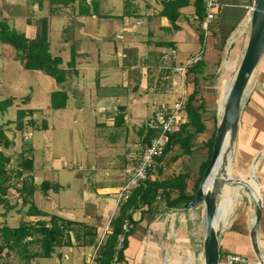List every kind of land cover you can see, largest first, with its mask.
<instances>
[{"label":"rangeland","instance_id":"obj_1","mask_svg":"<svg viewBox=\"0 0 264 264\" xmlns=\"http://www.w3.org/2000/svg\"><path fill=\"white\" fill-rule=\"evenodd\" d=\"M46 1L43 0L42 5L38 6L36 0H0V21H5L10 28L17 32H23L30 38L33 35L32 30L37 34L41 23L40 20L46 17L49 30V52L52 55L64 56L63 58L68 59L71 51H74L73 64L77 67L75 70L76 74H71L74 70H69L67 78L71 79L57 84L54 78L43 70L24 68L15 57V52L11 48L6 50L7 45L0 41V102L10 98H16L18 102V106L14 105L7 108L3 116L5 121H15L18 109H34L41 116L35 120L36 125H39L42 120L47 125V128H41L26 123L21 130H15L13 126L15 123H9L13 127V133H15V149H18L19 153L29 148L28 143L23 140V135L25 133L31 134L29 144L31 142L34 144L31 150L34 156V171L32 170V172H36L50 185L49 189H40L38 193L37 204L40 208L51 214L70 215L73 219L85 222H87V215L89 214V218L92 219L91 222L98 226L101 232L104 224L103 217L107 216L106 218L110 220L114 212L111 210L112 207H107L108 209L105 213L104 205L94 202L91 197L93 184L105 182L115 176L117 178L115 179V186H117L122 179L124 181L120 174L124 172L126 166L123 168L124 155L118 157L123 151L117 149V146L120 145L119 142H123V140L119 136L113 137L115 135L111 133H113L114 129L107 123L106 116L112 113V109H103L100 104L107 102L103 100L107 95L119 94L123 90L121 88L123 82L122 71L127 68V65L132 61V57H134L133 52H131L126 58L124 56L126 53L123 51L133 48L134 45L138 46L140 41L145 39L143 34L146 32V25H140V21H135V18H131L130 22L136 26V32L124 29L113 35L117 31L115 23H118L114 21V18L121 16L124 10V0H101L102 13L108 15L107 17H81L76 14V7L74 10L69 7L66 9L59 8L57 10L58 15H50L49 5ZM144 1L149 2L152 9L159 6V0ZM150 13H152V10H150ZM215 22L216 20L213 23L215 24ZM112 30L113 33L111 34ZM161 33L159 30L153 32L155 40L160 38L168 39L169 36L166 33L163 35ZM97 34H100V36L97 37ZM107 34H111V36L103 39L102 35L105 36ZM4 45H6L5 48ZM226 48L229 47L227 46ZM200 49L201 46L199 44L194 45L192 48L194 54L190 56L199 54L202 58L205 51L200 52ZM244 49H241L236 59L233 56L223 58V62L226 63H223L219 70H217L218 66L210 70L214 76L211 84L202 87L203 93H201L204 94L208 105L207 115L210 116V131L214 123L212 117L216 118L217 125L228 87L236 75ZM167 53H170V49H167ZM190 56L187 57L190 58ZM175 58L176 63H178L180 60L179 56L175 55ZM186 59L180 61V63H184ZM263 63L264 53L252 73L248 85L249 91L251 86L254 87L260 84L259 78ZM135 76L138 77L137 75ZM81 80L86 81L83 83ZM61 92L66 93L67 96L65 106L63 108L52 107V95L55 94L61 99ZM140 96L144 97L141 89L137 90L134 97L129 101L132 104L130 122L135 125L136 130L143 125L147 115V107L149 106L144 101L133 103V100H138ZM23 97H28L29 101L27 103L20 102L19 100ZM179 98L180 96L177 92L157 94L153 103L162 106L167 103L168 106H172ZM182 119L185 120V116ZM136 138L137 134L135 133L133 135L134 144L130 142L129 138L127 143L121 146L127 152L130 147L134 149L137 145ZM112 144L114 146H111ZM234 145L228 170L232 178H240L244 177L243 175L245 174L248 175V170L251 169L256 156L255 158H253L254 156L251 157L247 161V157H243L245 155L244 149ZM6 151L4 150L5 153H7ZM4 152L2 151V153ZM98 152L102 154L101 157L97 156ZM261 152L264 155V148L259 150V154ZM195 153L196 157L194 159H201L202 157L204 160L206 159V150H198ZM12 157L14 158V156ZM241 160L245 161L241 162ZM180 161L190 162L185 157L180 159ZM104 163H106V169L109 171L104 170ZM191 165H195V163L193 164L192 162ZM78 166L83 169L82 176L78 173L80 171ZM91 166L96 168L91 170ZM190 167L189 165L187 168ZM177 168L182 170L185 165L178 164ZM20 177L18 176L17 178L20 179ZM27 177L31 178L28 174H25L22 178ZM52 185H56L57 189L54 190ZM87 188L91 190L88 191ZM226 192L230 196L236 194L231 197L233 198L232 208H241L243 206L242 198L248 196V191L240 187L227 186ZM220 199L221 196L219 197ZM15 203L18 204V202ZM19 206L21 207V204ZM6 207L12 208V205ZM194 214L199 218V226H195L192 230L189 229L188 232L190 234H183V236L190 235L194 244L191 247L194 249L192 264H203V254L201 253L198 240L201 239L203 234L204 207L201 205L196 208ZM108 229L110 230V226ZM105 234L102 235V240H104ZM147 234L153 236L152 233L147 232ZM177 234H180V232L170 227L165 230L163 236H178ZM133 236V232L126 236L127 244L125 250L135 247V239L130 240ZM100 240L101 236H98L97 242L99 243ZM89 249L78 245H74L71 248L61 247L57 248L51 257H36V259L31 261L17 260V255L13 253L12 257L7 260V264H87L85 259L89 254ZM163 252L164 254L166 253L165 250ZM58 254L61 256L60 261L58 260ZM127 255L130 256V260L126 256L122 264H134L131 253Z\"/></svg>","mask_w":264,"mask_h":264},{"label":"crops","instance_id":"obj_2","mask_svg":"<svg viewBox=\"0 0 264 264\" xmlns=\"http://www.w3.org/2000/svg\"><path fill=\"white\" fill-rule=\"evenodd\" d=\"M160 1L161 0H159L158 8L152 9L151 4L149 2H145L144 0H134V2L138 4L137 12L139 11V14L141 15L140 18L129 17V16H123V17L117 16L114 18L115 19L114 21L115 22L117 21L118 23L117 24L115 23L116 25L115 29H117V31H115L113 35L117 34V32H120L121 30L124 29H128L130 32H136L137 31L136 26L133 25L134 23L132 24L130 22L131 18H135V21H140L139 22L140 25L143 24L146 25V32L145 34H143V37L145 39L143 41H140V44L138 46L134 45L133 48H128L126 51L125 50L123 51L126 53L124 54L126 58L128 57L129 53L133 52L134 54L131 63H129V65L126 64L127 68L122 71L123 82L121 84V88H123V90H121L119 94L114 93L107 95L105 98H103V100L104 101L106 100L107 102L100 104V106L103 109L104 108H109L108 110L112 109V113L106 116L107 123L110 124V126L113 127L114 129L113 133L111 134L115 135L113 137L116 136L121 137L124 142L123 143L118 141L120 145L117 146L118 150L123 151L120 155H118V157L124 155L123 168L128 164L132 163V161L136 159V157L139 155V153L145 146V144L141 142V135L139 133L141 126H139V128L136 130L135 125H132L130 122V118L132 115V104H130L129 101L134 97V94L137 92V90L141 89L144 97L140 96L138 100L134 99L133 103L137 101L140 102L144 101L147 104H149V106L147 107V115L149 111L152 109L151 107H153V105H156L153 103V101L155 100L154 99L155 95L175 93V92L180 93V90L178 88H172L169 84H168L169 87H166V89L163 91L155 90L157 80L161 73L160 68L169 67L170 62H173L174 65L176 66L181 64L180 61L188 58L187 56L194 54V51H192L193 46L199 44V46H201L200 51L201 52L205 51V53L202 57V61L204 62V71L202 73L199 82L198 96L202 95L204 97V94H202L203 93L202 87L204 85L206 86L207 84H211V80L214 79V76L212 75L213 72H211L210 70H212L216 66H218L217 70H219L222 64L226 63L223 62V58H229L233 56L234 59H236L239 56L241 49H244L247 42L246 36H248L249 26H250L248 7L249 6L254 7L253 0H220V6L218 9L216 22L215 24L214 23L212 24L211 26L212 28L210 30L212 33L210 36H208V38L205 41H203L200 38L201 30H197L195 28L196 22L194 21L195 19L194 7L192 6L191 3L180 10L181 14L176 21L177 25L179 26V29L173 30L170 29L171 27H169V21L167 20V18L157 16L158 15L157 13L161 8ZM150 10H152V13H150ZM166 28H169L170 30H166ZM156 30L161 31L162 35L166 33L167 36H169L168 39L160 38L159 40H155L154 38L155 36H153V32H155ZM112 33L113 30L111 31V34ZM32 34L33 35L30 38L35 36L36 32L34 33V31L32 30ZM111 34H107L105 36L102 35L103 39H107L108 36H111ZM99 36L100 34H97V37ZM168 42H172L171 44H173L174 48H172L171 44L169 45ZM227 46L229 48H226ZM5 47L6 45H4V48ZM7 47L6 50L10 49V47L9 48ZM167 49H170V51L171 49L175 50V53L173 54L172 57L170 56L171 52L167 53ZM49 51H50V45H49ZM72 52L74 53V51H71V53ZM71 53L68 59L63 58L64 56L62 57L59 55H52V54L51 55L59 56L62 59V64L60 66L64 69H67L68 62L71 60ZM175 55L179 56L180 60L178 63H176ZM129 57L131 56L129 55ZM157 61H159L158 66L156 65ZM75 67L76 65L74 64V69H73L74 71L72 72V74H76L75 70L77 69V67L76 68ZM152 68H155L153 79H151L148 74V70ZM135 75H137L138 77H136ZM163 77L164 76L160 77V79L158 80L160 83L163 82L162 80ZM174 77L175 75L173 71L171 80ZM70 79L71 78H67L66 80L68 81ZM168 80L170 81V77ZM81 81L84 83L86 80H81ZM169 81L168 83H170ZM259 82L260 84H257L254 87L251 86L250 91L247 89V91L249 92H247L241 107L238 130L234 141L235 144L234 146L235 147L240 146V148L244 149L243 152L245 153V155H243V157L244 158L247 157L246 158L248 159L247 161H249L250 158L253 156H254L253 158H255V156L256 158L258 157V161L256 162L254 169V176L259 185L262 207H261L260 220L257 228V238H258L259 248L264 256V155H262L263 154L262 152L261 154H259V150L264 148V63L260 73ZM190 90H191V86H189L187 89L185 84L186 95H187V91L190 92ZM23 98H21L19 101L21 102ZM11 99L13 100V102L9 107L18 104L16 98H11ZM157 106H162V105H157ZM163 106H168V104L166 103V105ZM4 112L5 111L0 113V120L2 119L0 125L3 128V132L6 135V137L11 141V145L5 149L0 146V151L4 152V150L5 151L9 150L6 151L7 153L4 152V154L11 158L10 162L8 163L7 169L10 170V175L12 177H11V186L8 188L7 195L5 196L7 199V204L0 203V227L1 226L16 227L21 221L33 223L37 219L38 220L47 219L46 217L26 214V210L28 208L27 206L21 204V198L18 192V189L21 187V180L23 179L22 177H24L25 174L31 176L34 185L36 186V190L34 191L33 194L34 204L38 207V209L48 213V211L40 208V206L37 204V196L40 191V188L38 187L42 181H46V180L42 178L40 175H38L36 172H32V170L34 171V156L31 150L34 144L32 142L29 144V141L31 140L30 133H25L23 135V140L28 143L29 148L26 149H29L31 151V156L33 159L32 169L22 171L21 168L18 167V163L20 159H19L18 149H15V144H16L14 141L15 133H13L14 131L12 125L10 124L5 125V122L7 121L4 120V116H3ZM120 115H123V123L121 125H116L115 118ZM183 116L184 114L182 113V117ZM32 117L34 119L33 126L47 128V125H45V127L42 126V122L44 120H42V122L39 125H36L35 120L41 117L40 115L37 114V110H34V114L32 115ZM27 118L28 117H25L24 121ZM10 122H14V121H10ZM205 125H206V130L194 136L192 139L191 143L193 145V148L191 154L180 155L175 161H171L170 158L172 156L179 154L181 152L180 149L174 147L164 156L162 162L154 163L151 169L153 172L151 171L150 178L151 179L156 178L155 171L156 168H158V166H161L162 168V171L158 176V179L164 180L171 178L180 173H186L188 174V177L185 180L186 193L190 194L193 185L199 176L200 169L204 161L206 160V159L204 160L203 157L201 159L200 158L194 159V157H196L195 152H197L198 150H206V157H207V148L205 147V143L210 135V128H209L210 121L206 120ZM13 126L14 129L17 130L15 128V124ZM135 133L137 134V138H136L137 145L134 149H131L130 147L129 151L127 152L126 149H124L123 146L121 145L123 144L125 145L129 140V138H130V142L134 144L133 135ZM11 134L13 135L11 136ZM25 136H28V139H25ZM111 146H114V144H112ZM12 156H14V158ZM97 156L101 157L102 154L98 152ZM183 157H185V159L187 160L189 159L190 162H186V161L181 162L180 159H182ZM256 158L253 160V164L251 166L254 165ZM245 160H241V162H244ZM192 162L193 164L195 163V165H191ZM178 164L185 165V168L182 170H178L177 168ZM189 165L191 167L187 168ZM91 167H90L91 170L96 168L95 166H91ZM103 167L104 170H108L106 169L107 168L106 163H104ZM78 169L80 170L78 172L79 175L82 176V170H83L82 167L78 166ZM251 169L248 170L249 173L251 172L250 171ZM18 170L22 171L21 177L17 175ZM18 176L20 177V179L17 178ZM120 176L124 178V172L121 173ZM243 176L245 177L247 176V174ZM115 179L117 178H115V176H112L109 180L105 182H98L96 184H93L92 190L87 188L88 191L91 190L92 192L91 197L94 200V202L97 204L99 202L100 204L104 205L103 209L105 213L107 212L108 209L107 207H112L111 210L112 212H114L110 220L106 218L107 216L103 217L104 224L102 226L103 229L101 228L102 229L101 232L99 231L100 228H98V226L94 225L91 222L92 219L89 218L88 216L89 214L87 215V219L90 221L87 220V222L78 219H73L70 215L62 216L55 213L53 214L61 216L63 218H67L69 220L85 222L86 224L96 227L97 239H98V236L99 237L101 236L102 232L104 231V228L105 227L109 228L110 226L109 222L117 214L118 211L115 209L116 207H115L114 192L117 191L124 184V181L122 179V181H120L121 183L115 186V182H116ZM247 180H251V178ZM226 188L227 186L223 190V195L221 194V199L219 200V213H218V217L216 218V224L222 225V230L219 239V251L221 252V254H223L224 252H232V253L240 254L245 258H247L246 264H259L258 260L256 259L252 251L250 239H249V230L254 216L255 202L253 199H251V197L248 194V196L242 198L243 206L241 208L239 207L232 208L231 203L233 201L232 200L233 198L231 197L236 194H233L232 196L228 195L226 192ZM173 194L176 195L177 192L174 191ZM249 197L251 200L249 199ZM14 202H18V204L16 203L14 204ZM19 204H21L22 208L19 206ZM8 205L10 206L12 205V208H7L6 206ZM201 205H198L192 209H187V210L183 209L182 206L173 209L172 208L168 209L165 202L163 200L158 199L151 206L143 205L133 210L131 214V218L135 222V227L133 231L134 236L133 238H130V240L135 239L134 240L135 247L133 249L129 248V250L128 249L124 250L123 252L124 258L127 256V259L130 260V256L127 254L131 253V257L134 261V264L135 263L136 264H192L194 249H192L191 247H193L194 244L190 238L191 237L190 235L183 236V234H190L188 232L189 229L192 230L193 228H195V226L196 227L199 226L198 225L199 218L196 214H194V211L196 210V208H199ZM170 227L172 229H177L180 232V234H177L178 236H168V237L163 236L165 230H167ZM108 231L109 229L107 230V232ZM147 232L152 233L153 236L148 235ZM202 239H203V234L201 239L198 240L201 253H202ZM61 247H66V246L55 247L52 254L55 252L57 248H61ZM85 247L91 249V251L89 249V254L85 259L86 263L95 264L93 261V257L95 254L94 247L93 246H85ZM30 249H31L30 250L31 253L38 252L40 250V247L39 245L34 244ZM127 250L128 253L126 254ZM163 250L166 251L165 254ZM12 254L10 257H12ZM33 259H36V257L30 259L29 261ZM60 259L61 256L58 254V260L60 261ZM17 260H20L18 256H17ZM122 263L123 261L118 264H122Z\"/></svg>","mask_w":264,"mask_h":264},{"label":"trees","instance_id":"obj_3","mask_svg":"<svg viewBox=\"0 0 264 264\" xmlns=\"http://www.w3.org/2000/svg\"><path fill=\"white\" fill-rule=\"evenodd\" d=\"M38 6L42 5L43 0H36ZM49 5V14L58 15L57 10L59 8H70L74 10L76 7V14L78 16H106L102 13L101 0H47ZM192 4L194 7V21L196 22L195 28L200 29V21L204 16V0H161L160 10L157 16L165 17L169 21V27L173 30H178L179 26L176 21L180 16V10L183 7ZM138 4L134 0H124V10L121 16H129L140 18L139 11L137 12ZM40 27L35 37L29 38L23 32H17L9 27L5 21H0V41L3 44L9 46L12 51L15 52L16 58L21 65L26 69H39L45 71L51 77L54 78L57 84L64 82L68 76V71L74 69V53H71V60L68 62V68L64 69L60 65L62 59L59 56H52L49 52L48 41V27L47 18L43 17L40 20ZM38 25V26H39ZM212 28V27H211ZM210 28V30H211ZM166 28V30H170ZM201 30V29H200ZM209 31V36L211 35ZM200 38H203L201 31ZM172 42H168L170 45ZM167 45V44H166ZM174 48L173 44H171ZM173 50V49H171ZM171 52V51H170ZM172 57L173 54L171 53ZM191 57V56H190ZM170 62V66L167 68H160V77L163 82L157 80L155 90L163 91L166 87H169L168 79L174 71L176 65ZM159 65V61L156 62ZM204 71V62L202 58L196 63L190 64L186 69V87L188 89L191 86L190 92L187 91V95L182 107V113L185 116V121L179 126V129L168 135L167 143L164 147L163 153L160 157L156 158L155 162L160 163L163 161L164 156L171 151L174 147L181 150L179 154H176L170 158L171 161H175L180 155H189L192 152V139L194 136L204 132L206 130L205 121H209V115H207V102L205 97L198 96V88L200 78ZM155 68L149 69L148 74L151 79L154 78ZM163 73V74H162ZM72 74V73H71ZM155 84V83H154ZM66 93L61 92L60 97L52 95V104L54 108H63L66 103ZM29 98H23L22 103L28 102ZM13 100H4L0 102V113L5 111ZM61 102V103H60ZM34 110H18L16 119L14 121L15 127L21 130L23 125L28 123L34 125V119L32 115ZM28 117L25 121L24 118ZM213 126L210 131V135L207 138L205 147L207 148V157L204 161L197 180L195 181L190 194L186 193V178L188 174L180 173L168 179H158L162 168L158 166L155 171L156 178L151 179L150 170L148 172L147 179L144 182L138 184L130 193L128 199L118 206L117 214L109 222L110 230L105 234L104 240L97 242V229L96 227L86 224L85 222L69 220L58 215L46 213L34 204L33 194L36 190V186L32 178H23L21 180V187L18 189L21 204L27 206V215H37L46 217L47 219H37L33 223L25 221L19 222L16 227L1 226L0 227V264H7V260L11 254L14 253L21 260H30L35 257L48 258L51 256L55 247L66 246L72 247L78 246H93L95 254L93 261L95 264H112L114 261L120 263L124 259L123 252L126 247V236L134 231L135 222L131 218L133 210L146 205L151 206L158 199L163 200L166 206L169 208H176L183 206L188 202L195 194L197 186L202 178V175L208 165L211 150L214 142V135L216 130V118L212 117ZM10 121L5 122L8 125ZM123 123V115L115 118V124L121 125ZM42 126L45 127V123L42 122ZM139 133L141 135V142L148 144L149 141L157 135V131L152 128H148L145 124L141 125ZM11 145V141L6 137L3 132V128L0 125V146L7 148ZM10 157L6 156L0 151V203L7 204V190L11 186L10 170L7 169ZM18 167L21 170L32 169V156L29 149H25L19 153ZM21 170L17 171V175H21ZM153 172V171H152ZM41 190H47L50 185L47 181H42L39 185ZM54 190L57 189L56 185H52ZM177 194L174 195L173 192ZM125 220L130 222L129 231L125 234V239L120 248H117V236L121 233V226ZM37 244L40 247L38 252L31 253L32 245ZM5 260V261H4Z\"/></svg>","mask_w":264,"mask_h":264},{"label":"water","instance_id":"obj_4","mask_svg":"<svg viewBox=\"0 0 264 264\" xmlns=\"http://www.w3.org/2000/svg\"><path fill=\"white\" fill-rule=\"evenodd\" d=\"M254 8L250 17L249 33L236 75L228 87L225 100L218 119L214 142L208 165L197 186L194 196L183 204V209H192L198 205L204 207L202 254L203 264H219V239L221 226L216 224L219 213V197L226 186L242 187L248 191L255 202L254 216L249 230L252 251L259 264H264V256L258 245L257 228L261 215L262 200L260 189L255 191L247 185V179H253L256 158L251 172L240 178H232L229 174L232 148L236 138L241 107L247 94L248 85L254 69L264 53V0H253ZM220 159L216 171L214 167ZM213 176L208 185L209 178Z\"/></svg>","mask_w":264,"mask_h":264},{"label":"built area","instance_id":"obj_5","mask_svg":"<svg viewBox=\"0 0 264 264\" xmlns=\"http://www.w3.org/2000/svg\"><path fill=\"white\" fill-rule=\"evenodd\" d=\"M220 0H204V16L200 21V28L203 34L202 40L205 41L209 36L210 28L217 18ZM253 6L248 7L249 18L253 11ZM196 18V17H194ZM201 52V51H200ZM174 54L175 50H171ZM201 59L200 55L191 56L184 63L177 65L174 68L175 77L171 80L170 86L180 90L179 100L172 106H157L153 105L145 119V124L148 128L155 129L157 135L146 144L139 155L132 163L124 168V184L114 193L115 209L125 202L131 191L141 182L147 179L148 172L152 169L156 158L163 153L164 147L168 140V135L179 129V126L185 121L182 119V107L186 98V69L190 64L196 63ZM28 139V136H25ZM130 222L125 220L121 226V233L117 236V248L122 246L125 239V234L129 231ZM106 228L102 235L107 232ZM100 240V241H101ZM99 241V242H100ZM247 258L240 254L232 252H224L220 254L219 264H246ZM112 264H118L113 262Z\"/></svg>","mask_w":264,"mask_h":264},{"label":"bare ground","instance_id":"obj_6","mask_svg":"<svg viewBox=\"0 0 264 264\" xmlns=\"http://www.w3.org/2000/svg\"><path fill=\"white\" fill-rule=\"evenodd\" d=\"M219 165H220V159H219L218 163L216 164V166L214 167V170H213V171H216V170L218 169ZM212 179H213V176L211 175V177L209 178V181H208V185L211 184ZM247 185L250 186V187H252L255 191H257L258 188H259V185H257V184L254 182L253 179H251V180H247Z\"/></svg>","mask_w":264,"mask_h":264}]
</instances>
